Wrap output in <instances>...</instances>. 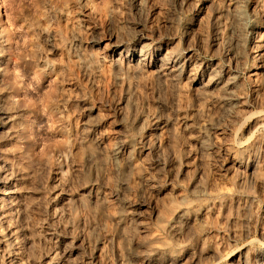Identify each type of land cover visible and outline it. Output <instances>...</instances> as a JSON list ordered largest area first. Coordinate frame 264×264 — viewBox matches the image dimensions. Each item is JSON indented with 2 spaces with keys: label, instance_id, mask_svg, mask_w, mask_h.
<instances>
[{
  "label": "rangeland",
  "instance_id": "374dc122",
  "mask_svg": "<svg viewBox=\"0 0 264 264\" xmlns=\"http://www.w3.org/2000/svg\"><path fill=\"white\" fill-rule=\"evenodd\" d=\"M4 264H264V0H0Z\"/></svg>",
  "mask_w": 264,
  "mask_h": 264
},
{
  "label": "bare ground",
  "instance_id": "6f19581e",
  "mask_svg": "<svg viewBox=\"0 0 264 264\" xmlns=\"http://www.w3.org/2000/svg\"><path fill=\"white\" fill-rule=\"evenodd\" d=\"M1 254L2 253H0V264H4L3 256Z\"/></svg>",
  "mask_w": 264,
  "mask_h": 264
}]
</instances>
